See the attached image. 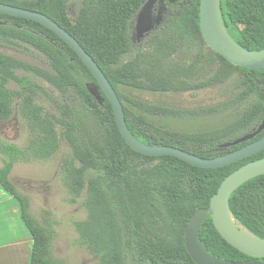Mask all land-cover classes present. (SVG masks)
<instances>
[{"label":"trees","instance_id":"trees-1","mask_svg":"<svg viewBox=\"0 0 264 264\" xmlns=\"http://www.w3.org/2000/svg\"><path fill=\"white\" fill-rule=\"evenodd\" d=\"M77 1L73 18L69 17L71 0H0V4L45 15L70 34L116 92L126 126L139 142L178 148L202 159L223 156L249 143L220 149L263 121L264 88L257 86V81L264 80V70L232 66L211 51L215 67L211 77L204 83L191 80L194 64L202 59L205 47L198 27L199 0H162V4L160 0ZM147 4L155 27L140 44L133 41V27ZM220 14L228 34L240 47L264 49V0H220ZM142 46L152 48L153 61H145ZM20 47L38 53L47 64L46 70L41 69L0 52V122L17 113L32 133L26 149L0 142V186L19 205L31 238L29 264L63 263L52 255V232L30 215L29 200L10 182L9 174L18 162L51 158L61 142L70 150L62 159L61 174L71 202L85 193L87 217L75 222L74 229L95 264H194L184 245L190 217L196 210L208 208L210 198L229 174L264 158V150L210 170L172 156L138 154L124 142L109 102L76 54L44 26L0 13V48ZM177 54L191 56L193 62L181 65L173 60ZM127 59L130 61L124 62ZM17 71L31 74L57 93L58 100H51L54 113H46L36 103L42 94L48 96L43 88L28 76H17ZM231 74L240 82L236 101H245L246 106L236 120L207 132L179 133L155 124L153 117H176L179 113L119 92L120 88L196 91L219 84ZM10 83L17 88H8ZM262 136L264 131L256 139ZM228 208L242 227L264 240V175L239 187ZM198 241L214 258L254 261L224 242L210 218L201 224Z\"/></svg>","mask_w":264,"mask_h":264},{"label":"rangeland","instance_id":"rangeland-1","mask_svg":"<svg viewBox=\"0 0 264 264\" xmlns=\"http://www.w3.org/2000/svg\"><path fill=\"white\" fill-rule=\"evenodd\" d=\"M70 4L69 17L73 18L78 9V1L71 0ZM141 16L143 18L145 12ZM135 25L133 27V41L143 44L147 34L155 27V19L154 17L151 18L145 34H139ZM142 28H146V25L143 24ZM143 46L141 51L144 52L145 61H153L152 48L146 50L147 47ZM0 52L25 64L47 69L46 60L31 49L24 47L0 48ZM211 53L208 47L203 48L202 59L198 64H194L191 79L194 83H204L213 74L215 67L211 63ZM155 59H157L156 56ZM173 60L185 66L193 62L191 56L183 54H177ZM127 61L130 59L124 62ZM16 74L17 76H28L30 80L43 88L48 96L42 94L40 98H37L36 103L46 113H54L51 100H58L57 93L41 80H34L31 74L22 71H17ZM239 85L238 76L231 74L227 80L219 84L205 85L196 91L150 92L133 88H120L119 92L128 98L179 113L176 117H153L151 120L155 124H162L167 129L179 133H199L221 127L239 117L241 110L246 106L245 101H236V96L240 92ZM8 88L16 89L17 86L10 83ZM31 137L32 133L26 122L17 113L8 121L0 122V142L2 143L15 145L19 149H26ZM69 152V147L61 142L58 151L47 160L16 163L13 167V182L19 193L29 200L30 215L39 225L52 232L53 257L63 264H95V258L89 255L86 249L79 244L78 235L74 229L75 222L83 221L87 217V212L83 206L85 193L83 192L72 203L71 196L63 185L62 159Z\"/></svg>","mask_w":264,"mask_h":264},{"label":"water","instance_id":"water-1","mask_svg":"<svg viewBox=\"0 0 264 264\" xmlns=\"http://www.w3.org/2000/svg\"><path fill=\"white\" fill-rule=\"evenodd\" d=\"M149 9L150 4H147L135 20V27L139 31V34H145L146 29L149 27ZM144 12L145 16L142 18L141 15ZM0 13L15 18L30 20L44 26L61 39L76 54L96 80L101 92L112 108L113 116L121 137L126 145L134 152L150 157L172 156L193 167L210 170L235 164L264 150V136L238 150L213 159H202L174 147L148 146L139 142L132 136L126 126L122 104L116 92L96 63L70 34L48 17L37 12L0 4ZM198 19L201 38L205 46L212 52L220 55L232 66L248 70H264V49L260 51L245 50L228 34L221 19L220 0H199ZM143 24L146 25V28H142ZM257 86L264 88V80L257 81ZM90 93L95 96L97 100H100L95 90L91 89ZM263 130L264 120L252 132L231 142L222 144L220 149L235 147L251 141ZM263 175L264 158L242 165L220 183L216 193L210 198L208 208L198 209L193 213L188 221V226L184 234V245L194 264H264L260 262V260H264V240L254 235L255 240L241 237L238 235V232L230 226L228 221V216H230L237 223L228 208L231 195L245 183ZM208 218L211 219L215 231L224 242L254 261L236 263L208 255L205 248L198 241L201 224ZM239 227L245 229L241 225H239Z\"/></svg>","mask_w":264,"mask_h":264},{"label":"crops","instance_id":"crops-1","mask_svg":"<svg viewBox=\"0 0 264 264\" xmlns=\"http://www.w3.org/2000/svg\"><path fill=\"white\" fill-rule=\"evenodd\" d=\"M13 171L12 168L9 180L16 187ZM30 247L31 238L21 220L19 205L0 186V264H29Z\"/></svg>","mask_w":264,"mask_h":264},{"label":"bare ground","instance_id":"bare-ground-1","mask_svg":"<svg viewBox=\"0 0 264 264\" xmlns=\"http://www.w3.org/2000/svg\"><path fill=\"white\" fill-rule=\"evenodd\" d=\"M228 221L230 223V226L238 232V235L250 240H255V237L253 235L249 234L247 230L239 227V225L230 216H228Z\"/></svg>","mask_w":264,"mask_h":264},{"label":"flooded vegetation","instance_id":"flooded-vegetation-1","mask_svg":"<svg viewBox=\"0 0 264 264\" xmlns=\"http://www.w3.org/2000/svg\"><path fill=\"white\" fill-rule=\"evenodd\" d=\"M158 3H159V4H162L161 0H160ZM154 9H155V8H154ZM151 10H152V9H151V7H150V9H149V13H150V15H151ZM152 15H153V13H152ZM150 17H151V16H150ZM152 17H153V16H152ZM263 112H264V110H263ZM263 116H264V115H263ZM263 120H264V119H263ZM260 124H261V123H260ZM260 124H259V125H260ZM259 125H258V126H259ZM258 126H257V127H258ZM254 130H255V129H254ZM252 131H253V130H252ZM252 131H251V132H252ZM263 131H264V130H263ZM263 131H262V132H263ZM262 132H261V133H262ZM249 133H250V132H249ZM261 133H260V134H261ZM247 134H248V133H247ZM260 134H259V135H260ZM245 135H246V134H245ZM257 136H258V135H257ZM257 136H256L255 138H253L251 141H248V142H249L248 144H250V143H252V142H254V141H256V140H258V139L261 138V137H260V138L256 139ZM262 137H263V136H262ZM232 141H233V140H232ZM245 143H247V142H245ZM248 144H246V145H248ZM246 145H244V146H246ZM237 146H238V145H237ZM244 146H242V147H244ZM235 147H236V146H235ZM242 147H241V148H242ZM231 148H233V147H231ZM227 149H228V148H227ZM239 149H240V148H239ZM237 150H238V149H237ZM234 151H235V150H234ZM232 152H233V151H232ZM230 153H231V152H230ZM225 155H226V154H225Z\"/></svg>","mask_w":264,"mask_h":264}]
</instances>
